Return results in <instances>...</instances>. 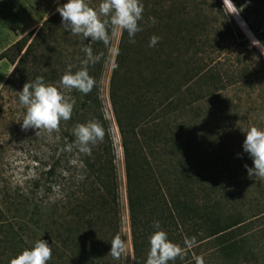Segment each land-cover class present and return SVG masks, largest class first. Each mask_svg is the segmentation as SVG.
I'll use <instances>...</instances> for the list:
<instances>
[{
    "label": "trees",
    "instance_id": "obj_1",
    "mask_svg": "<svg viewBox=\"0 0 264 264\" xmlns=\"http://www.w3.org/2000/svg\"><path fill=\"white\" fill-rule=\"evenodd\" d=\"M232 1L264 44L263 15L251 19L249 9ZM89 3L98 7L100 0ZM142 3L143 31L135 35V43L121 31L114 62L118 67L109 81L124 153L133 264H146L156 221L182 250L169 264H207L214 255L248 264L251 257L264 255L251 246L254 238L245 225L248 214L264 218V179L252 178L254 196L228 194L229 185L205 168V144L208 140L224 144L222 133L228 127L241 135L251 126L264 128V54L231 21L221 0ZM61 19L56 12L18 42L20 49L5 83L24 85L37 76L56 83L68 64L73 71L83 67L87 58L83 49L90 47L94 56H100L87 66L96 85L87 95L64 90L75 101L72 116L61 121L59 144L51 147L52 154L43 163L46 169L36 185L41 195L28 198L23 213L20 210L21 232L6 218L11 208L5 197L0 198V264H10L38 239L52 244L49 264L122 261L123 254L116 260L109 253L111 240L122 239V205L114 141L101 95L114 28H109L110 44L105 46L64 31ZM153 35L160 39L149 47ZM237 38V54L226 57L224 49ZM246 52L263 64L247 62ZM89 120L104 128L103 141L92 147L91 154L75 146L66 150L74 145L73 128ZM242 155L253 163L246 152L238 158Z\"/></svg>",
    "mask_w": 264,
    "mask_h": 264
},
{
    "label": "rangeland",
    "instance_id": "obj_2",
    "mask_svg": "<svg viewBox=\"0 0 264 264\" xmlns=\"http://www.w3.org/2000/svg\"><path fill=\"white\" fill-rule=\"evenodd\" d=\"M64 1L0 0V198H6L11 208V211L6 213V218H11V221L19 231L18 224H20V217L22 216V214L20 215V210L23 213L25 209L24 205L29 201L28 198H39L38 196L41 195L36 185L37 182L39 183L42 180V173L46 169L43 163L47 162L48 156L52 154L51 147H57L59 131L58 128L50 132L40 129L36 135V129L29 128L24 130L21 127L22 122L20 121L23 119L26 109L19 103L18 92L22 90L23 85L20 82H11L9 84L5 82L14 67L12 59L15 58L20 49L18 42L30 31L38 30L45 19L58 12V7H61ZM221 1L231 21L264 54V44L249 27L235 3L232 0ZM238 2L242 10L249 9L251 19L258 16L262 17L261 14L264 17V0H239ZM262 25L264 26V21ZM247 27L251 30H248ZM121 31L118 28L113 29L108 60L101 81V95L104 102V112L106 118L109 120L114 141L119 195L122 205L121 234L126 250L121 258V264H133L124 153L121 146L119 129L116 125L109 99V81ZM238 41L239 38L231 39L228 44L230 46L224 49V54H227L225 55L226 57H234L237 54L239 50L237 46ZM244 56L247 62L256 64V66L263 64L261 59L251 52L244 53ZM229 134L234 135L230 138ZM245 134L243 130L242 135L240 133L236 134L233 129L228 127L222 133L224 144H217L208 140L205 144L207 152L205 168L209 170L212 177L216 178L218 182L229 185L230 191L227 189L228 194L236 192V195L245 196L248 194L249 196H254V188L250 186L254 177L250 178L248 176L247 168L245 167V165L252 167L253 163L249 164L247 158L244 156L245 154L242 155V159L238 158L239 154L244 153L241 150H243L242 145L244 141L242 137ZM206 135L209 137L210 133H206ZM262 201L263 198H261L260 202ZM0 204L2 206L1 199ZM248 216L250 217L246 221L248 225H245L247 226L246 228L250 229L249 234L251 237L254 238L251 246L258 252L260 250L264 252V218L262 216L257 218L251 217L252 215L249 214ZM252 224L254 225L251 226ZM258 257L259 259L251 257L248 264H264V255L259 253ZM207 264L235 263L225 261L214 255Z\"/></svg>",
    "mask_w": 264,
    "mask_h": 264
},
{
    "label": "clouds",
    "instance_id": "obj_3",
    "mask_svg": "<svg viewBox=\"0 0 264 264\" xmlns=\"http://www.w3.org/2000/svg\"><path fill=\"white\" fill-rule=\"evenodd\" d=\"M64 31L80 36L83 40L101 41L105 46L110 44L109 28H118L128 33L129 41L135 43V35L143 31L140 22L143 20L144 5L142 0H100L98 7L90 5L89 0H66L58 7ZM153 23L155 20L153 18ZM160 37L153 35L149 47H154ZM83 51L86 59L83 67L73 71V65L68 64L66 72L56 83L46 82L43 76H37L27 81L19 92V103L25 107L23 119L20 121L24 130L29 128L53 131L61 121L71 119L75 101L65 94V89H75L85 95L96 85V80L89 74L88 65L99 61L100 56L93 54L90 47ZM118 65H113V68ZM264 119V117H262ZM246 137L243 141V151L253 161V166L247 168L250 178L264 179V128L251 126L243 130ZM75 137L74 145H68V151L75 146L80 152L91 154L92 147L102 142L105 130L99 122L89 120L77 124L72 131ZM155 231L149 237L150 250L146 264H169L181 256V248L172 241L168 233L154 222ZM125 244L120 236L111 240L110 254L118 260L125 252ZM52 259V244L44 239L36 240L30 247L24 248L11 260L10 264H49ZM201 264L203 262L201 261Z\"/></svg>",
    "mask_w": 264,
    "mask_h": 264
},
{
    "label": "water",
    "instance_id": "obj_4",
    "mask_svg": "<svg viewBox=\"0 0 264 264\" xmlns=\"http://www.w3.org/2000/svg\"><path fill=\"white\" fill-rule=\"evenodd\" d=\"M248 28V30H251L249 27H247ZM249 38V37H248ZM249 40H250V38H249ZM251 41V40H250ZM252 42V41H251ZM253 43V42H252ZM253 45H255L256 46V44L255 43H253ZM257 47V46H256ZM258 48V47H257ZM259 50H260V48H259ZM260 51H262V50H260Z\"/></svg>",
    "mask_w": 264,
    "mask_h": 264
}]
</instances>
